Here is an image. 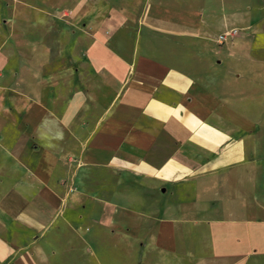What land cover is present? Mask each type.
<instances>
[{
	"label": "crops",
	"instance_id": "0c3cea01",
	"mask_svg": "<svg viewBox=\"0 0 264 264\" xmlns=\"http://www.w3.org/2000/svg\"><path fill=\"white\" fill-rule=\"evenodd\" d=\"M35 3L66 9L69 66L33 65L20 121L0 118V264H117L112 230L136 220L160 252L150 264H264L261 5ZM77 242L100 255L74 261Z\"/></svg>",
	"mask_w": 264,
	"mask_h": 264
},
{
	"label": "rangeland",
	"instance_id": "374dc122",
	"mask_svg": "<svg viewBox=\"0 0 264 264\" xmlns=\"http://www.w3.org/2000/svg\"><path fill=\"white\" fill-rule=\"evenodd\" d=\"M256 5H261L262 10L256 9L254 23L257 29L264 33V0H256ZM65 12L66 9L60 5L43 6L35 3V0H0V118L11 129L20 121L15 112L23 108L24 103H20L24 102L22 94L28 90L25 81L31 77L32 66L38 67L37 72L43 69V74L69 66L68 61L60 62L57 59L58 33L62 29ZM256 40L259 42L258 46H264V39ZM47 59L51 60L50 64H47ZM260 61L264 67V55ZM262 81L264 82V78ZM257 104L264 113V93L262 100H258ZM262 119L264 121V117ZM258 120L261 121L260 118ZM9 137L11 138L7 140L8 145L13 142L14 133H10ZM262 138L264 140V134ZM71 204L78 214H90L91 198L77 197ZM136 216L143 221V215ZM107 217L108 214L105 218ZM89 225L91 226V223ZM112 231L118 241L117 264H150L148 260L160 254L157 246L152 243L146 226L137 220L133 226L120 224ZM102 235L103 242L107 243L103 244L102 249L107 252L111 245L108 223L104 224ZM97 254L100 255L89 244L84 245L82 242H77L70 250L74 261L84 255L93 259ZM88 263L92 264L93 261Z\"/></svg>",
	"mask_w": 264,
	"mask_h": 264
}]
</instances>
